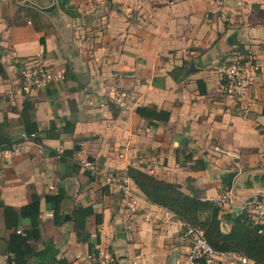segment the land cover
I'll return each instance as SVG.
<instances>
[{
  "label": "crops",
  "instance_id": "0c3cea01",
  "mask_svg": "<svg viewBox=\"0 0 264 264\" xmlns=\"http://www.w3.org/2000/svg\"><path fill=\"white\" fill-rule=\"evenodd\" d=\"M52 6L54 11L44 12ZM35 10L42 12L34 19L41 31L31 22ZM234 33L238 46L230 42ZM237 53L259 65L249 70L240 98L225 92L222 79ZM38 63L63 71L65 81L20 92L22 69ZM0 64V123L6 122L12 138L22 137L20 113L24 101L32 100L42 139L0 155L1 202L19 209L37 193L42 240L53 239L68 264L96 261L78 243L72 220L61 227L53 223L45 197L60 188L69 197L62 204L64 219L78 205L93 206L101 216L99 225L95 216L88 219V231L93 237L99 232V254L112 264H186L191 247L184 224L148 202L127 177L130 166L180 184L188 194L192 179L208 200L220 203L228 194L230 202L220 203L225 212L247 208L250 202H240L245 196L264 193L259 184L236 186L264 174V0H0ZM184 67L188 72L176 81L171 72ZM139 107L167 111L170 120L150 127L136 113ZM71 119L73 134L45 137L52 121L61 128ZM75 145L81 147L76 161L92 159L127 179L130 190L90 182L83 169L74 175L51 156ZM217 146L224 152H216ZM229 175L233 186L226 189ZM8 237L0 207V264L8 258ZM239 259L228 253L212 264H240Z\"/></svg>",
  "mask_w": 264,
  "mask_h": 264
},
{
  "label": "trees",
  "instance_id": "16d2710c",
  "mask_svg": "<svg viewBox=\"0 0 264 264\" xmlns=\"http://www.w3.org/2000/svg\"><path fill=\"white\" fill-rule=\"evenodd\" d=\"M41 14L40 10H35L31 15V22L34 23V28L38 31H41L43 27L37 26L34 19H39ZM67 14L73 15L69 11ZM41 42L45 45L43 38ZM237 48L243 52L241 47ZM186 72L188 69L185 67L175 68L170 75L177 81L179 76H184ZM3 73L0 64V74L3 75ZM198 83L201 94H205L206 91L201 82ZM69 105L71 113L74 114L75 103L71 101ZM35 110V103L29 99L25 100L20 113V124L23 134L30 138V141L41 143L42 139L38 137L40 129L36 121ZM136 113L147 120L150 127H157L159 123L166 124L171 117L169 112L160 111L156 107H139ZM75 125V120L71 119L67 120L61 128H57V124L52 121L48 136L46 134L45 137L59 139L61 134L71 135L75 131ZM7 128L6 122L0 123V155L14 145L27 141L23 137L12 138L7 132ZM80 151L81 147L75 145L73 149H67L61 153L52 151L51 156L58 157L61 167L67 172L78 175L82 171V167L75 160V154ZM84 174L90 182L94 181L90 172L84 171ZM126 175L143 193L148 202L172 213L184 225L204 230L207 241L217 252L238 254L240 257H246L253 264H264V226L255 224L247 208L225 212L219 202L205 199L202 193L191 185L192 179L187 180L189 184L187 189L190 191L188 194L182 185L161 180L132 166L128 167ZM255 184L264 188V174L255 175L251 180L249 179L245 183V187L253 188ZM225 188L228 189L226 184ZM68 199L69 197L62 188L56 195L45 197L46 205L50 206L53 211L52 219L56 227H61L64 223L62 204ZM258 199L259 201L263 200L261 196ZM2 211L4 226L9 232L6 246L8 258L5 264H68L66 259L59 258L60 251L53 239L42 240L41 198L37 193H33L30 202L23 207L16 209L3 205ZM71 215L73 231L78 243L87 245L89 255L97 258L99 255L98 246L101 242L100 235L97 232L93 237L88 231L87 224L88 219L95 216L96 223L99 225L102 222L101 216L95 213L93 206L84 207L82 205L76 206ZM24 223L29 224L30 228L22 230ZM36 244L38 245L37 249L34 247ZM94 264L99 263L94 262ZM202 264L206 263L202 262Z\"/></svg>",
  "mask_w": 264,
  "mask_h": 264
},
{
  "label": "built area",
  "instance_id": "2783aa9c",
  "mask_svg": "<svg viewBox=\"0 0 264 264\" xmlns=\"http://www.w3.org/2000/svg\"><path fill=\"white\" fill-rule=\"evenodd\" d=\"M258 67V63L251 55L237 53L222 71L225 92L238 98L243 97L250 81L249 70L257 69ZM65 79V73L63 71H55L43 63H38L22 69L17 85L20 92L27 93L34 89H45L52 84L62 83ZM22 137L27 141L30 139L24 134ZM14 148L15 146L3 152H10ZM215 151L218 153L224 152L218 146L215 148ZM79 164L84 171L90 172L93 178L103 181L106 185H115L124 192L130 190L127 179H121L116 172L101 168L95 161L84 159ZM230 200V195L225 194L220 198V203L230 202ZM248 213L255 224L264 226V201L250 202L248 204ZM184 236L191 244L186 264H202V262L212 264L216 259L226 255L217 252L210 245L205 237L204 230L201 228L184 225ZM90 259H93L99 264H112L113 262L111 257L102 258L100 254L97 258L90 256ZM239 261L240 264H253L246 257H240Z\"/></svg>",
  "mask_w": 264,
  "mask_h": 264
},
{
  "label": "water",
  "instance_id": "95a60500",
  "mask_svg": "<svg viewBox=\"0 0 264 264\" xmlns=\"http://www.w3.org/2000/svg\"><path fill=\"white\" fill-rule=\"evenodd\" d=\"M56 9V7L55 6H52V7H50V8H46V9H44V12H46V13H50V12H52V11H54ZM231 44L232 45H234V46H238V45H240V42L238 41V38H237V34L236 33H234L233 35H232V37H231ZM194 69V65H192V68H191V71ZM78 78L79 79H82L83 78V76H78ZM181 144H182V146H185V143L183 142V141H181ZM233 179H234V176L233 175H229L226 179H225V181H226V185H227V187L229 188V189H231L232 188V186H233ZM3 206V204H2V202H0V207H2ZM72 220V218L70 217V216H66L65 217V219H64V221H71Z\"/></svg>",
  "mask_w": 264,
  "mask_h": 264
},
{
  "label": "rangeland",
  "instance_id": "374dc122",
  "mask_svg": "<svg viewBox=\"0 0 264 264\" xmlns=\"http://www.w3.org/2000/svg\"><path fill=\"white\" fill-rule=\"evenodd\" d=\"M253 174V173H252ZM251 176V175H250ZM244 180H241V181H239L238 182V184L236 185L237 186V189L238 190H240L241 188H245V185H244ZM250 196H252V197H250ZM259 196H263V197H261L263 200H264V193H260V194H257V195H249V196H245L244 197V200L243 201H240L242 204H244V202H252V201H254L256 198L258 199V197ZM262 200V201H263ZM259 201V200H258ZM262 201H260V202H262ZM235 204V203H234ZM255 206V205H254ZM248 208V207H247Z\"/></svg>",
  "mask_w": 264,
  "mask_h": 264
}]
</instances>
